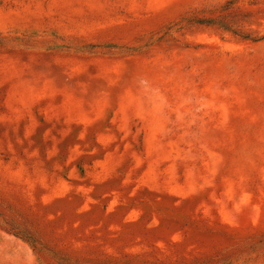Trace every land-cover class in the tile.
Returning <instances> with one entry per match:
<instances>
[{
  "label": "rangeland",
  "instance_id": "1",
  "mask_svg": "<svg viewBox=\"0 0 264 264\" xmlns=\"http://www.w3.org/2000/svg\"><path fill=\"white\" fill-rule=\"evenodd\" d=\"M0 264H264V0H0Z\"/></svg>",
  "mask_w": 264,
  "mask_h": 264
}]
</instances>
